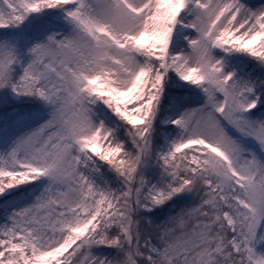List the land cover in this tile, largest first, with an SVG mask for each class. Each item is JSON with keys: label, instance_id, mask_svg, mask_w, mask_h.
<instances>
[{"label": "snow or ice", "instance_id": "snow-or-ice-1", "mask_svg": "<svg viewBox=\"0 0 264 264\" xmlns=\"http://www.w3.org/2000/svg\"><path fill=\"white\" fill-rule=\"evenodd\" d=\"M0 29V264H264V0H0Z\"/></svg>", "mask_w": 264, "mask_h": 264}, {"label": "rangeland", "instance_id": "rangeland-1", "mask_svg": "<svg viewBox=\"0 0 264 264\" xmlns=\"http://www.w3.org/2000/svg\"><path fill=\"white\" fill-rule=\"evenodd\" d=\"M41 14H33V16H30L27 20L24 21V23L19 26L18 28L11 29L13 32H26L27 35L30 37L28 41H26V47H30L32 44L41 42L43 40H46L47 35L51 30H54L59 27H63V23L58 19L60 16V12L56 13L55 15H52L54 19H50V27L47 28H37V25H34L35 23V16ZM31 25L35 27H31ZM30 27V28H29ZM4 38V30L0 29V39Z\"/></svg>", "mask_w": 264, "mask_h": 264}, {"label": "trees", "instance_id": "trees-1", "mask_svg": "<svg viewBox=\"0 0 264 264\" xmlns=\"http://www.w3.org/2000/svg\"><path fill=\"white\" fill-rule=\"evenodd\" d=\"M56 13H59V10L57 9H45L43 12H42V17L45 19V20H48L50 21V19H54L52 15H55ZM35 24L34 25H37L38 24V21H35L34 22ZM33 25H31L32 27ZM35 27V26H33ZM30 28V27H29Z\"/></svg>", "mask_w": 264, "mask_h": 264}]
</instances>
